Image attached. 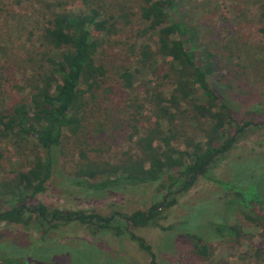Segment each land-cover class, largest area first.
Wrapping results in <instances>:
<instances>
[{
    "label": "rangeland",
    "instance_id": "1",
    "mask_svg": "<svg viewBox=\"0 0 264 264\" xmlns=\"http://www.w3.org/2000/svg\"><path fill=\"white\" fill-rule=\"evenodd\" d=\"M179 1L182 18L196 28L203 46L216 56L219 69L211 76L210 83L230 105L234 122L225 128L237 139L229 151L216 158L205 176L199 177L187 192L177 195L175 204L162 210L160 226H129V230L152 245L160 264H264V228L245 217L248 207L228 203L238 198L220 184L228 183L240 190L255 187L264 199V116L255 113L264 105V0ZM90 7L98 8L103 15L112 14L116 22L117 33L111 35L105 51L96 55L97 61L102 59L107 68V80L94 92L95 97L86 94L89 108L97 111L83 121L79 133L65 134L47 188L36 198L49 208L84 209L101 214L146 210L162 199L164 191H159L158 182L103 194L83 192L75 184L64 183L74 169V161L80 158V150L89 159L118 162L126 152L135 149L134 140L141 133L139 125L151 120L146 93L157 79L139 65L128 48L129 44L155 46L157 40L153 32L141 34L148 23L137 16L138 0H0V112L28 96L38 81V71L48 68L42 56L44 52L48 54V48L42 45L40 35L53 13ZM123 12L135 15H130L127 23L120 17ZM50 55L58 59L60 51L54 49ZM124 69L132 74L133 89L123 85L120 74ZM160 72L162 69L161 75ZM151 80L152 83L145 84ZM107 87L111 89L106 91ZM163 89L167 92L169 85L165 84ZM197 96L204 100L200 91ZM252 118L253 122L243 131L234 132L236 124L242 125ZM132 125L138 126L137 132H133ZM194 125L192 119L181 121V128L187 133ZM130 134L134 135L132 139ZM175 145L180 150H191L185 140L180 139ZM42 154L31 137L17 143L13 135L0 136V181L12 178L28 167L34 155ZM256 179L262 180L250 185ZM211 222L235 224L242 236L238 239L221 236ZM187 232L201 235L210 247L209 257L201 258L195 253ZM0 234L24 247L22 251L30 259L29 247L40 236L32 228L5 222H0ZM45 239L69 249L92 251L46 252L44 261L36 264H113L112 261L119 259L127 264H150L149 255L127 234L117 237L110 232H94L77 222L52 229ZM165 239L170 247L163 246Z\"/></svg>",
    "mask_w": 264,
    "mask_h": 264
},
{
    "label": "trees",
    "instance_id": "2",
    "mask_svg": "<svg viewBox=\"0 0 264 264\" xmlns=\"http://www.w3.org/2000/svg\"><path fill=\"white\" fill-rule=\"evenodd\" d=\"M138 2L137 16L143 23H148L141 34L153 32L157 40L155 46L150 43L139 47L129 44L128 48L139 65L146 67L157 81L162 80L156 81L146 93L151 120L143 126L132 125L133 132H137V127L141 129L139 137L134 140L135 149L126 152L118 162L89 159L80 150V158L74 161V169L64 183L75 184L83 192L103 194L158 182L159 191H164L162 199L153 202L146 210L101 214L84 209L49 208L36 198L47 188L62 152L65 134L79 133L83 121L97 111V108H89L86 94L91 93V97H95L94 92L106 83L107 68L102 59L97 61L96 55L105 51L111 35L117 33L114 16L103 15L96 7L53 13L40 35L42 45L48 48V54L44 52L42 55L49 64L48 68L38 71V81L28 96L0 112V136L13 135L17 143L31 137L43 151L41 156H33L26 169L0 181V222L32 228L40 236L29 247L30 259L22 251L24 247L0 234V264H36L44 261L46 252L61 254L63 251L80 250L45 239L52 229L74 222L86 225L94 232H110L117 237L127 234L140 250L149 255L150 264H160L152 245L131 232L129 226H160L158 220L162 210L175 204L177 195L187 192L199 177L205 176L216 158L229 151L235 143L236 135H230L225 128L234 122L230 105L210 83L211 76L219 69L216 56L203 46L196 28L182 18L180 1ZM130 15L135 13L123 12L120 17L128 23ZM54 49L60 51L58 59L50 55ZM164 58L169 59L164 62ZM160 69L163 71L161 75ZM120 77L124 87L133 89L132 74L128 69H124ZM149 82L153 81L145 84ZM165 84L169 85L167 92L163 89ZM110 89L107 87L106 91ZM199 91L203 101L197 96ZM255 113L264 116V105ZM191 119L195 125L187 133L181 128V121ZM251 122L253 118L242 125L236 124L234 132L243 131ZM133 137V134L129 135L130 139ZM180 139L191 146L190 151L176 147L175 143ZM261 180L256 179L250 185ZM220 184L238 198L228 203L236 202L248 207L245 217L264 228V199L255 187L240 190L228 183ZM211 224L221 236L235 239L242 236L235 224ZM186 235L199 257H209L210 247L200 234L187 232ZM38 243L40 245L35 249ZM163 244L171 246L166 239ZM91 251L84 249L79 252ZM112 262L127 264L121 259Z\"/></svg>",
    "mask_w": 264,
    "mask_h": 264
}]
</instances>
